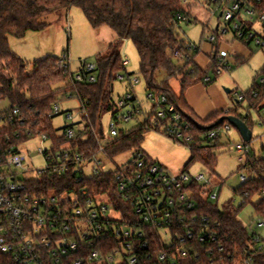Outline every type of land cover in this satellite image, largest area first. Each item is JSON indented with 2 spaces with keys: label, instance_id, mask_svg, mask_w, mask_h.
<instances>
[{
  "label": "built area",
  "instance_id": "built-area-1",
  "mask_svg": "<svg viewBox=\"0 0 264 264\" xmlns=\"http://www.w3.org/2000/svg\"><path fill=\"white\" fill-rule=\"evenodd\" d=\"M195 2L200 0H181L183 7ZM203 5L212 15L219 14L225 23L216 27V34L207 37L210 43L232 31L237 39H253L264 48V39L250 30V24L256 22L264 29V13L257 17L251 0H203ZM190 19L180 13L175 24L188 23ZM189 49L200 51L194 43ZM171 56L187 60L178 46L172 49ZM67 59L68 56L60 61L61 69L70 68ZM229 59L218 55L216 74L230 69ZM122 60L128 66V58ZM96 69V63H84L69 76L76 95V84L97 81ZM126 77L131 88L139 81L124 73L118 74L117 79ZM210 80V76L205 77V81ZM260 82L264 83V77ZM236 97L238 102L245 100L243 93ZM148 98L153 106L147 114L137 105L132 90L115 102L109 140L104 129L99 133L90 120L79 122L78 129L74 124L66 125L58 133L66 142L60 146L47 134L35 136L31 131L26 132V139L18 130L13 137L0 136V264H259V257L264 254V237L253 230L264 228V219L252 225L247 243L237 244L229 243L219 223L195 213L196 185H202L200 195L207 201L219 197L215 189L221 185H215L211 176L172 174L146 153L137 151L132 161L118 167L113 191L94 195L80 186L85 179L103 174L95 170L97 174L86 177V164L99 154L107 156L108 142L122 130H129L119 125L129 124L140 115H144V120H137L135 126L149 131L163 128L167 136L179 143L193 142L190 124L183 121L181 112L166 95L148 91ZM54 109L55 113L60 112L59 104ZM19 114L17 106L0 110V131L15 124L22 126ZM68 118L72 119V115L68 114ZM230 128L226 125L209 136L216 137ZM90 135L97 146L94 152L80 148ZM33 138L51 142L49 149H38L46 161L39 169L33 163L27 164V155L21 150ZM236 150L241 154L242 170L252 172L247 156L255 151L250 144L243 141ZM208 160L209 154L205 153L203 161ZM42 177L52 187L42 188L35 183ZM241 180L245 183L249 178L242 175ZM100 195L108 196V201H99Z\"/></svg>",
  "mask_w": 264,
  "mask_h": 264
},
{
  "label": "trees",
  "instance_id": "trees-1",
  "mask_svg": "<svg viewBox=\"0 0 264 264\" xmlns=\"http://www.w3.org/2000/svg\"><path fill=\"white\" fill-rule=\"evenodd\" d=\"M251 1L257 8V17L264 13V0ZM72 5L78 6L83 11L94 29L108 27L115 33V38L106 52L96 59L97 81L91 84H76L78 95L69 81V76L74 72L70 68L61 69L60 67V61L68 56V49L64 51L62 57L48 56L28 63L10 46L11 37L24 39L30 32L45 29L49 25L47 22L49 16L61 13ZM180 13L191 17V5L183 7L181 0H0V100L7 101L11 108L17 106L20 110L18 118L23 120L22 126L15 124L0 131L1 138H4L6 134L13 137L18 130L23 135L22 139H26V132L31 131L35 136L47 134L58 146L66 143L65 140L60 139L58 130L53 126L54 118L62 112L55 113L54 109L60 94L63 97H67V94L78 97L81 104L77 112L83 120H90L98 132L102 133L103 116L108 113H112L113 116L116 112L112 94L118 74L126 73L128 76L133 74L128 71L127 66L123 65L119 51L123 42L131 41L137 48L140 57L139 73L144 78L148 91L166 95L181 112L183 121L191 126L194 139L191 144H185L190 149L191 157L182 172H189L190 166L197 161H201L211 172H215L217 156L228 142L222 141V134L216 137H210L209 134L223 129L226 125H231L228 121L229 117L244 120L252 130L253 122L248 117L237 113L238 108H243L245 103L248 104V109H256L264 118L262 114L264 105L261 106L264 103V83L260 82V79L264 77V68L263 76H258L250 90L243 93L245 100L238 102L235 97L234 109L218 112L207 119L197 117L188 106L185 93L194 84L200 82L209 84L220 76L216 74V68L222 39L217 38L213 43L214 51L209 68L201 69L194 61L200 51L190 50L191 42L182 38L176 31L177 26L182 28L181 24L177 26L175 24ZM191 22L190 19L187 24ZM250 30L264 39L263 33L253 29V23L250 24ZM239 40L250 47L254 41L246 38ZM176 46L180 47L187 56L183 65L174 63L171 56L170 50ZM84 63H88L87 60L81 61L78 70ZM160 72H166L168 78L180 76L179 94L173 89L168 78L158 82L157 75ZM207 76H210V81H205ZM254 91L257 92V96H254ZM234 93L236 94V91L232 90L230 94ZM148 131L141 125L122 130L119 136L106 145L107 157L112 160L128 151L144 152L141 144ZM72 143L75 145L77 142ZM80 148L96 151L97 146L93 136L90 135L86 144H82ZM205 153L209 154L207 162L203 161ZM247 159L251 161L250 169L257 177L242 183L239 188L234 189V194L239 195L244 203L251 202L256 196L261 197V200L254 204L256 214L252 217L250 224L243 223L238 218L237 212L230 210L231 202L222 209L200 195L201 184L195 186L198 192L195 213L209 216L213 222L219 223L220 231L226 235L229 243H247L251 238L252 225L258 219H264V146L259 154L253 152L252 155L247 156ZM240 168L242 169L241 165ZM117 171L85 179L80 186L87 187L94 195L107 190L113 191L114 175ZM56 181L61 182L60 179ZM35 183L42 188L52 187L48 185L45 177L35 180ZM258 262L264 264V254L259 257Z\"/></svg>",
  "mask_w": 264,
  "mask_h": 264
},
{
  "label": "rangeland",
  "instance_id": "rangeland-1",
  "mask_svg": "<svg viewBox=\"0 0 264 264\" xmlns=\"http://www.w3.org/2000/svg\"><path fill=\"white\" fill-rule=\"evenodd\" d=\"M191 23H181V27H177L176 31L182 38L187 39L191 43L196 44L200 48V51L204 50L201 46V42L204 38L216 34V27L225 25L223 19L219 17V14L212 15L207 6L203 5V0L195 2L191 6ZM49 25L38 32H30L24 39H17L15 37L10 38V46L15 53H17L22 59L28 63H33L36 60L46 58L48 56L62 57L64 51L68 49V63L72 72L78 71L81 65V61L87 60L88 63H96V59L99 55L106 52L108 44H110L115 38V33L108 27L101 29H94L83 11L76 5L70 6L67 10L61 13L49 16L47 18ZM205 30V33L203 34ZM253 29L258 33H264V29L261 23H254ZM203 35L204 38H203ZM232 31H229L224 35L223 40L232 41L234 38ZM237 45H244L246 49V55H238L243 62L237 61V58L230 56L232 53H225L220 48V55L230 57L229 65L230 69L220 75L216 82L224 80L229 85L223 86L224 89L235 90L236 94H227L229 97L233 96L231 102V109L235 108V97L240 93H246L254 84V80L258 76H263L264 68V48L258 47L255 41L252 42L251 48L244 44L241 40H233ZM222 43V42H221ZM119 51L122 58L127 57L129 64L127 66L128 71L132 74V78H138V82L133 84V88L129 85V80L126 77L125 80L116 79L114 82V91L112 97L115 102L119 98L126 94L127 91L132 90L136 96V103L141 107L142 112L149 113L153 104L148 98V89L144 78L140 75V57L136 46L131 41H125L119 47ZM205 51V50H204ZM172 50H170V53ZM174 63L183 65L184 60L173 58ZM126 74V73H124ZM168 78L166 72H160L157 75L158 82H162ZM169 83L173 88L179 89L180 76L168 78ZM131 88V89H130ZM58 104L60 106L61 114L57 115L53 120V126L59 134L63 132V128L66 125L74 124L78 129V123H82V118L77 112L80 107V100L76 96L63 97L59 95ZM262 103L261 106H263ZM9 106L7 101L0 102V110ZM229 109L226 110L228 112ZM238 114L243 117H248L253 122L252 134L253 140L250 143V147L256 152L260 153L264 146V118L260 116L256 109H248V104L245 103L244 107L238 108ZM68 114L72 115V119L68 118ZM112 113L105 114L102 118L103 129L106 140L111 139L109 132V125L112 119ZM137 120L143 121L144 115H140L138 119L132 120L129 124H120L122 128L131 129L137 123ZM84 125V123H83ZM161 131L150 130L146 133L145 139L141 144V148L148 154L149 157L156 160L166 170L172 174H179L183 171L184 166L191 157L190 149L187 145L181 144ZM222 141L228 144L219 152L217 156V162L215 166V172H211L207 166L201 161L194 162L189 172L191 174L203 173L211 176L215 185H221L220 188L215 189L216 193H219V197L213 200V203L220 208L228 205L231 202L232 211L237 212L238 218L245 224H250L253 215L256 214L254 204H257L260 200V196H256L251 202L244 203V200L234 194V189L241 186L242 175H246L249 179L257 177L254 172L242 170L240 168L239 158L241 154L236 150L237 144H242L243 139L238 130L231 126L230 130L222 134ZM51 142L46 140L42 141L39 138H33L28 141L21 150L27 155V164L35 168L44 167L46 161L43 155L39 154L38 149H49ZM134 150L128 151L114 159H109L105 154L97 155L96 159L89 162L85 166L86 177H92L98 172L108 173L116 171L118 167L132 161L134 159ZM95 170H98L96 172ZM99 201H108V196H98ZM254 229V227H253ZM252 229V230H253ZM264 237V228L253 230Z\"/></svg>",
  "mask_w": 264,
  "mask_h": 264
},
{
  "label": "crops",
  "instance_id": "crops-1",
  "mask_svg": "<svg viewBox=\"0 0 264 264\" xmlns=\"http://www.w3.org/2000/svg\"><path fill=\"white\" fill-rule=\"evenodd\" d=\"M205 30L206 29H204L203 34L205 33ZM204 36L205 35H203V38ZM233 38H234L233 39L234 41L237 40L235 36ZM232 41L223 40L222 38V41H221L222 43L220 44V48L225 53H232L230 55L232 59L233 57H235L237 58V61L243 62L242 59L239 58L240 56L238 57V55L240 54L246 55L245 54L246 49L244 48V45L243 44L237 45L235 42L233 43ZM201 46L204 47L205 51L201 50L196 55L194 61L201 69L207 70L211 64V55L214 51V48H213L214 46L212 43H210L207 40V38H204V40L201 42ZM226 85H229V84L228 82L224 80H221V82H216L215 80L209 84L200 82V83L190 86L186 90V93H185V98H186L188 106L191 108L193 113L201 119H207L209 116L216 114L218 112H221V111H226L227 109L230 110L232 107L230 101L232 100L233 96L229 97L228 95L231 92L230 93L225 92L223 86H226ZM173 89L176 91V93L179 94L181 91V86L179 89H176V88H173ZM146 155L148 154L146 153Z\"/></svg>",
  "mask_w": 264,
  "mask_h": 264
},
{
  "label": "water",
  "instance_id": "water-1",
  "mask_svg": "<svg viewBox=\"0 0 264 264\" xmlns=\"http://www.w3.org/2000/svg\"><path fill=\"white\" fill-rule=\"evenodd\" d=\"M224 90L226 93L231 92V90L229 89H224ZM228 121L234 128H236L239 131L245 142L249 143L252 141L253 139L252 130L248 127V125L244 120H241L240 118L237 117H229Z\"/></svg>",
  "mask_w": 264,
  "mask_h": 264
}]
</instances>
